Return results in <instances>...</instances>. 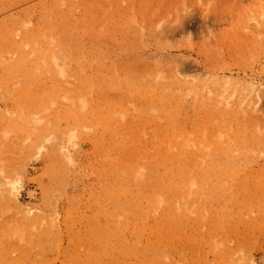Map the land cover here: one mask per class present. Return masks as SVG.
Segmentation results:
<instances>
[{"label": "rangeland", "instance_id": "374dc122", "mask_svg": "<svg viewBox=\"0 0 264 264\" xmlns=\"http://www.w3.org/2000/svg\"><path fill=\"white\" fill-rule=\"evenodd\" d=\"M3 177L0 264H264V0H0Z\"/></svg>", "mask_w": 264, "mask_h": 264}, {"label": "bare ground", "instance_id": "6f19581e", "mask_svg": "<svg viewBox=\"0 0 264 264\" xmlns=\"http://www.w3.org/2000/svg\"><path fill=\"white\" fill-rule=\"evenodd\" d=\"M69 67L65 63L64 65L60 66V74L63 78H68L69 77ZM260 97V96H259ZM260 100L258 99L257 103H259ZM73 133L68 135L69 139L73 137ZM54 138L52 136H49L46 138V141H53ZM45 147V144L42 143L39 148H38V153L39 154ZM59 149L61 151V155L63 158H65L68 161H71V156L66 149V146L63 144H60ZM3 181L0 180V186L8 187L11 191V194L16 195L17 192L19 191L20 188V180L19 179H9V178H4ZM190 183L187 182L183 185V189L185 191H188V196L191 197L194 193L192 191V188L196 186L195 180L189 181ZM192 187V188H191ZM31 195L34 198L35 197V191H31ZM157 213V210H155ZM175 212L173 205L169 203L166 206L165 212L162 215L163 219L167 220H174ZM161 218V216H160ZM151 231L154 235L155 238L149 240V242L145 243L144 242H137V247H140V251L138 250L137 252V264H175L174 258L171 256V241L168 239L171 238V234L166 232L160 222V219L158 217H155V223L151 225ZM140 243L142 246H140ZM215 253H218L217 250H214ZM264 258V257H263Z\"/></svg>", "mask_w": 264, "mask_h": 264}]
</instances>
